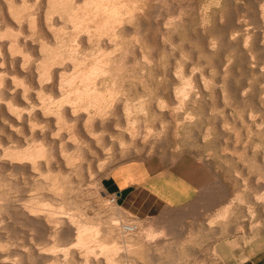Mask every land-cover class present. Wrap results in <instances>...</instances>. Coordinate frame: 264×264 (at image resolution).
Masks as SVG:
<instances>
[{"label": "rangeland", "instance_id": "1", "mask_svg": "<svg viewBox=\"0 0 264 264\" xmlns=\"http://www.w3.org/2000/svg\"><path fill=\"white\" fill-rule=\"evenodd\" d=\"M35 1L28 2L29 11L36 10L31 5ZM110 1H117L114 4L119 11H133L135 17L123 21L125 28L121 26L129 27V36L122 38L132 50L123 57L126 61L119 72L115 71L117 81L110 82L112 88L109 86L117 92L120 106L128 101V112H118L119 118L124 112L128 114L129 121L125 117L118 124L117 115L108 112L112 119L108 114L106 118L114 120L110 127L94 132L89 126L90 142L80 144L84 154L66 169L64 162L62 168L53 171L46 172L44 166L43 172L36 171L38 177L32 175L33 180L31 173H14L7 168L5 174L0 170L3 184L17 185L10 190L13 202L21 205L22 198L38 192L32 188L35 178H60L67 170L74 188L65 195L69 203L61 206L75 215L74 221L97 223L98 217H112L140 224L132 245L117 244L113 255L116 264H124L127 257L130 264H264V0ZM57 124L36 128L52 130L55 139L74 132L73 123H59V129L55 128ZM6 131L11 137L10 130ZM1 133L0 140H12ZM73 147L76 155L78 151ZM130 161L147 162L151 170L174 167L190 175L198 184L195 197L153 217L136 218L124 212L105 192L102 181L114 167ZM47 199L45 203L57 204L52 208L59 207L55 202L58 200ZM18 204L16 209L9 205L8 210L14 211L0 214V261L41 264L36 249L43 251L59 243L61 247L62 243L50 238L51 243L41 236L45 224L35 233L26 223L30 216L25 212L16 217L21 209ZM13 212L17 214L11 215ZM147 223L156 228L164 226L165 231L154 233ZM158 234L164 237H151L147 242L149 235ZM125 246L130 249L128 255ZM34 251L37 255H32ZM96 254L99 256V251ZM57 255L65 261L64 254Z\"/></svg>", "mask_w": 264, "mask_h": 264}, {"label": "bare ground", "instance_id": "2", "mask_svg": "<svg viewBox=\"0 0 264 264\" xmlns=\"http://www.w3.org/2000/svg\"><path fill=\"white\" fill-rule=\"evenodd\" d=\"M28 2L30 0H0V130H4L2 133H5L8 129L10 134L12 133V140L10 139L8 142L6 141L8 131L4 135L0 132L2 136H6V140H0V170L2 172L8 168L7 170L11 169L14 173H31L30 178L32 179V175L35 173L37 175L38 170L41 172L44 166H46L47 172L58 167L62 168L63 162L64 169L75 163V159L84 154L82 152L84 149L80 144L86 143L85 145H87L90 142L87 140V137L89 138L88 129H90L88 127L91 126L95 132L97 129L102 130L106 126H111L114 120L108 119L110 117L108 112L117 115V123H120L125 117V120L129 121L128 114L125 113L127 109L129 110L128 101L123 102L122 107L120 106L117 92L115 89L111 90L113 86L110 82L114 84V81H117L115 71L122 67L121 64L126 59L123 57L126 56L127 51L132 50H128V41L125 39L126 42L122 38L129 33H126V29L129 27L122 29V27L125 28V25L122 26V24L127 19L132 20L134 12L128 11V9L119 11L116 9L118 5L115 8L114 4H118L117 1L111 2L110 0H36L34 4H31L36 6L35 11L28 10ZM131 20L130 22H132ZM130 22L128 21L129 24ZM125 36L124 38L129 34ZM131 40L129 38V41ZM132 44L138 45L137 42H132ZM115 84L117 83L115 82ZM15 105L20 107H14ZM121 109L126 111L124 117L121 114L119 118L118 111ZM107 114L108 118H106ZM53 123H58L55 128L60 124L63 126L73 123L74 132L71 133L72 130H70L71 135L64 136L63 134L61 138L57 137L58 141H56L57 138L55 139L54 135H51L52 130L37 129L40 124L51 127ZM41 127L43 128V125ZM17 132H20L21 136H18ZM62 132L65 131L62 130ZM9 137L7 138L9 139ZM71 147L78 151L76 155L73 154ZM78 166L82 170L83 166L80 163ZM68 174V171L65 170L60 178L59 175L51 180L47 176L38 180L35 178L33 182L31 181L34 183L32 188L35 187L34 189L38 192H35V195L22 198L21 202L24 201L21 205L18 202L20 199H17L19 203L17 204L22 210L18 211L17 207L16 217L22 216V213L20 215L19 212H25L30 216V220L27 218L26 223L33 230L35 229V233H39L38 227L45 224L44 230L42 229L44 233L41 236L48 237L49 242L57 240L62 243L61 247L60 243L57 245L59 248L55 245L47 247L48 249L44 248L43 251H39L37 248L36 251L39 253L34 251L31 252L32 255L35 252L36 255L40 254L38 259L41 264H66V260H70V264H72L71 261L76 264L78 261L81 264H116L113 255L117 253V244L132 245L136 240L140 224L132 221L125 223L126 220L121 222L124 219L119 221L120 219L112 217L108 220L98 217L97 223L86 220L74 221L75 215L63 211L61 206L64 202L67 205L68 201L64 200L65 195L74 188L73 181L67 178ZM1 175L3 174H0L2 179ZM12 184L7 183V189H5L7 186L3 184V181L0 184V186L5 185V188L1 189L0 187V214L12 211L13 209L8 210L9 205L11 208L17 205L13 202L15 200L12 199L13 196L10 195V190L12 192L17 185ZM47 198L58 200L55 202L59 204V207L55 208L57 204L56 206L53 204L55 207L52 208L51 203H45ZM66 199L68 198L66 197ZM10 214L16 215L14 212ZM22 221L24 223V220ZM6 226L8 227V224ZM151 237L158 240L164 236L161 234L149 235L146 238L147 242ZM1 239L4 238L1 237ZM2 243L6 242L3 240ZM0 246L2 247L1 240ZM31 248H34V245ZM97 250L99 256H96ZM129 250L125 246L127 255ZM59 252L64 254V262L59 260L57 255ZM102 254L103 258H101ZM130 261L127 257L122 262L130 264ZM15 263L17 264V261Z\"/></svg>", "mask_w": 264, "mask_h": 264}, {"label": "crops", "instance_id": "3", "mask_svg": "<svg viewBox=\"0 0 264 264\" xmlns=\"http://www.w3.org/2000/svg\"><path fill=\"white\" fill-rule=\"evenodd\" d=\"M102 186L115 203L136 218L159 215L168 208L189 203L198 190L197 182L174 167L151 170L147 162L130 161L114 167L103 178ZM154 233L164 230L147 223Z\"/></svg>", "mask_w": 264, "mask_h": 264}, {"label": "built area", "instance_id": "4", "mask_svg": "<svg viewBox=\"0 0 264 264\" xmlns=\"http://www.w3.org/2000/svg\"><path fill=\"white\" fill-rule=\"evenodd\" d=\"M113 200H114V197H113Z\"/></svg>", "mask_w": 264, "mask_h": 264}]
</instances>
